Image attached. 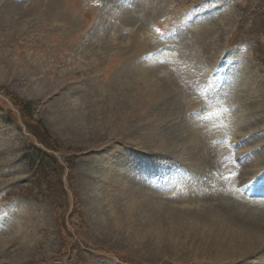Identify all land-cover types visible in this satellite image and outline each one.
<instances>
[{
  "label": "rangeland",
  "instance_id": "obj_1",
  "mask_svg": "<svg viewBox=\"0 0 264 264\" xmlns=\"http://www.w3.org/2000/svg\"><path fill=\"white\" fill-rule=\"evenodd\" d=\"M255 229L264 0H0V264H264Z\"/></svg>",
  "mask_w": 264,
  "mask_h": 264
},
{
  "label": "trees",
  "instance_id": "obj_2",
  "mask_svg": "<svg viewBox=\"0 0 264 264\" xmlns=\"http://www.w3.org/2000/svg\"><path fill=\"white\" fill-rule=\"evenodd\" d=\"M12 105L20 110L21 113L27 115L26 111L28 109L29 103H24L15 97L9 98ZM46 134V132H45ZM28 151L25 154V158L27 159V163L30 168L35 169L38 164L43 160L44 153L41 152L38 148H28ZM35 150V151H34ZM34 152V153H33Z\"/></svg>",
  "mask_w": 264,
  "mask_h": 264
},
{
  "label": "bare ground",
  "instance_id": "obj_3",
  "mask_svg": "<svg viewBox=\"0 0 264 264\" xmlns=\"http://www.w3.org/2000/svg\"><path fill=\"white\" fill-rule=\"evenodd\" d=\"M173 224V223H172ZM110 230V229H109ZM255 234L256 235H254L255 237H254V239H248V238H245L244 236H242V238H241V241L244 243V244H246V243H248V242H250L251 243V245L248 247V249H250V248H255V247H258V246H256L257 244L259 245V242H262L263 240H264V235H261V233H260V231L259 230H257V229H255ZM249 243V244H250ZM249 244H247V245H249ZM247 249V250H248ZM257 249V248H256Z\"/></svg>",
  "mask_w": 264,
  "mask_h": 264
},
{
  "label": "snow or ice",
  "instance_id": "obj_4",
  "mask_svg": "<svg viewBox=\"0 0 264 264\" xmlns=\"http://www.w3.org/2000/svg\"><path fill=\"white\" fill-rule=\"evenodd\" d=\"M158 31V30H157Z\"/></svg>",
  "mask_w": 264,
  "mask_h": 264
}]
</instances>
